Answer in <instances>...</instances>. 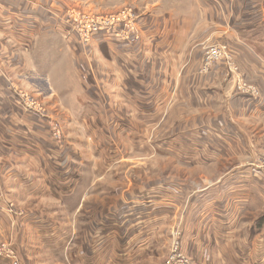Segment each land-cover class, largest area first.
<instances>
[{"label": "rangeland", "instance_id": "obj_1", "mask_svg": "<svg viewBox=\"0 0 264 264\" xmlns=\"http://www.w3.org/2000/svg\"><path fill=\"white\" fill-rule=\"evenodd\" d=\"M192 3L194 0H70L64 7L60 3L45 5L43 9L54 19L53 25H43L46 31L27 21L26 27L32 30L24 34L25 44L18 47L7 39L6 45V38L0 36V54L2 46H8L4 50L14 55L8 69L0 59V97L7 99L0 108L13 120L9 138L0 128V227L2 215L6 226L0 231V252L14 250L18 262L9 259L10 264H30L25 252L16 248L25 238L31 264H61L52 261L43 247L34 249L36 235L24 222L33 213L70 232L74 242L64 256L84 257L89 264H115L119 257L115 246L120 245L118 264H166L177 249L192 264H264L258 261L264 260L262 248H254L264 247V120L252 109L244 112L232 106L239 97H261V88L243 70L241 55L243 60L250 52L255 59L264 58V43H239L240 35L232 28L233 16L225 12L217 23L202 12L200 19L193 15ZM163 9L173 11L179 29L186 26L184 65L180 67L184 77L193 68L196 76L218 92L200 95L197 100L188 98L180 105L167 101L153 120L135 119L113 83H104L102 75L113 76L111 51L116 47L133 49L141 54H134L139 59L146 54L140 16L154 18ZM114 18L126 20L135 41L102 37V33L93 35L100 39L92 36L102 31L89 28L101 29ZM233 43L250 48L239 49L238 58ZM86 69L97 74L100 88L87 86L82 75ZM191 75L186 71V76ZM71 113L77 118L83 115L85 121H67ZM114 116L132 122L138 136L116 131ZM203 129L213 130L212 137L200 138L197 134ZM41 144L57 146L56 161L64 172L61 178L81 175V182L71 181L64 189L56 182L60 185L57 191L71 193L70 199L50 196L53 190L47 183L53 180L48 170L54 162L28 149ZM219 144L226 145L223 154L210 152ZM108 146L114 153L103 168L101 150ZM70 147L85 155L89 151L88 171V167L74 171L68 155L64 161ZM241 168L248 179L238 183L234 175ZM17 173L23 178L20 183L13 178ZM253 176L256 179L251 184ZM137 194L151 202L137 207L141 204L135 201ZM119 218L122 229L116 235L112 227ZM137 221L142 227L139 238L130 229ZM99 224H106L105 233L98 232ZM22 229L26 235L20 237ZM104 234V241L100 240ZM137 239L145 242L144 249L131 254L129 246ZM4 258L0 255V261H6Z\"/></svg>", "mask_w": 264, "mask_h": 264}, {"label": "crops", "instance_id": "obj_2", "mask_svg": "<svg viewBox=\"0 0 264 264\" xmlns=\"http://www.w3.org/2000/svg\"><path fill=\"white\" fill-rule=\"evenodd\" d=\"M69 1L70 0H0V36L6 38L4 43L7 45V43L9 42L7 41V39H10L15 44H17L18 47L21 46L23 42L25 44L26 38L24 34L27 30L29 32H31L32 30L26 27L27 21L29 22L32 20L35 26L39 25V29H45L46 31V28H43V25H47L48 23H50V25H53L54 23L51 21H53L54 19L48 16L46 9H43L45 5H55L56 3H60V5L64 7L67 3H69ZM243 2V6L237 8ZM192 6V12L194 13L193 15H197V17L200 19L203 18L202 12H204L205 18H207L208 20H215V22L217 23L220 22V19L225 12L233 16L232 28L235 30L236 35H240L239 39H242V41L238 39L239 43L253 40H258L264 43V0H194ZM172 12L173 11L163 9L160 13L158 12L154 16V18L152 16L149 17L146 14H143L142 17L140 16L141 19L139 20V25L144 30L143 38L145 41L144 50L146 51V54L144 55V53H142V56L139 59V57H136L134 54H141L133 53L131 51L133 49H121V47L120 49H118L116 47L111 51L113 52L114 62V68L112 70L113 76L111 77L110 74L102 75V81L104 83L106 81L111 82V84L113 83V87L118 90L117 94L130 108L129 115H133L135 119H145L146 121L153 120V118L158 113L161 115V110H164L163 107L165 106L167 101L169 105H174V101L175 105H180L188 98L197 100L200 99V95L205 96L206 93L214 94L218 92L216 87L207 86L209 84L203 81L202 77L196 76L195 70L193 68H188L186 70L190 71L192 75L186 76L185 71L184 77V69L182 71L180 67L184 65V52L186 46V44L184 45V42L185 34H187V32L185 33L186 26H182L179 29V24L173 18ZM182 21L185 20L182 19ZM31 28L34 29V27ZM171 32L173 33L172 36H170ZM197 37H199L200 39L201 34H198ZM24 44L23 46H25ZM106 45L102 46L105 53V48H107ZM231 46L232 49L237 52L236 54L238 58L240 57L239 49L243 50L247 47L250 48L249 45H244L245 48H243L235 43L231 44ZM2 48L3 49L1 50L0 59L1 62L6 66L4 68L8 69V66H11V62L14 61V57H12L14 55L10 54L8 50H4L8 49V46H2ZM173 56L176 59L171 61V57ZM254 56L255 55L250 52L247 58L243 60V57L241 55V64L247 77L251 78L261 88V97H259L258 99H254L248 96L239 97L237 100L232 101V106L236 110L242 109L244 112H249V110L252 109L256 113L261 114V117L264 120V58L260 57L258 59H255ZM171 66H173L174 69H172ZM179 72H181L180 77L178 75ZM83 74L84 81L87 86L90 87V89L96 90L97 87L100 88L98 80L95 79L97 74L94 71L91 70L90 73H87L86 69L82 73V75ZM171 78L173 79V81L170 80ZM186 88H189L190 91H185ZM93 94L95 95V93H92L91 96H94ZM6 103L7 99L0 97V106L5 105ZM125 104H122L121 106H125ZM195 106H199L198 102L195 103ZM84 112L85 111L80 110L79 113ZM79 113L77 114L79 115ZM74 114L71 113V116H67L66 120L68 121L70 120V118H73V122L79 121L80 119L82 121H85V117H82L83 115L81 117L78 116L77 118V116L75 117ZM92 118L93 116H90V120ZM19 119L21 122L23 121L22 116ZM114 120L115 123L113 127L116 129V131H120V133L123 131L131 137L138 136L137 132H133L135 128L133 127L132 122H128L127 119L118 116H114ZM12 121L13 120L9 119L8 113L4 112V110L0 108V128L6 132L7 138H9L8 134L10 132V129H13ZM22 123L23 128H25V121H23ZM212 134L213 130L203 129V131H200V134L197 135H199L200 138L203 137L209 139L212 137ZM223 146L226 145L219 144L215 148L210 149V152L214 154H223ZM51 147H54V150ZM56 147L57 146H47L46 144H41L31 145L28 147V149H33V151L38 153V155L40 156H42V154H44V156L47 155L49 159L54 162V167H51L48 170V172H50L51 180H53L51 184L47 183L49 186H51V190H53L52 193H50V196L57 200H59V198H64L66 200L70 199L72 197V194L67 191L59 192L57 191V187H59V184H61V186H63L61 188L64 189V185L66 184H68V186H71V181H74L76 183L81 182V175L78 173H71L72 175L69 174L67 177L65 176L61 178L64 175V172L61 168H59L57 164L58 161H56L58 157L57 153H55ZM112 149H109L108 146L107 148H103L101 150V152L104 154L102 155L101 160L103 168L107 167L108 160L110 159V156L113 155L112 153H114L113 151H111ZM53 153L56 154V157L54 159L52 158ZM108 153L109 155H107ZM88 154L89 151L85 155L84 152H79V149H73L72 147H70L65 154L66 156H63L65 157L64 161H66L67 155L70 157L73 163L72 165L74 171H78L80 169H83L84 167H88V171L90 166V159L88 157ZM79 164H81V166ZM245 171V168L241 171L239 169L238 171L236 170L234 178H237L238 183L241 179L247 178L244 176ZM16 175L17 177L15 176L13 178H16L19 183L22 182V176H18V173ZM59 175H61V177ZM254 179H256L254 178V176L252 178L250 177L251 184H254ZM60 180H64V182L67 183H63ZM56 182H58L59 184H57ZM234 183H236V180L233 181L231 185L233 186ZM241 183L244 184V182ZM85 185H87V182ZM68 189H70V187ZM234 190L236 189H233L232 192H234ZM147 191L148 190L146 189L145 192ZM152 193H155V191ZM138 195L139 194L135 195V201H140L141 204H137V207H142L143 204L145 205L148 202H151V200L147 199L145 196L138 197ZM131 210L141 212L138 211V208H131ZM231 212L233 211L230 210L229 213L231 214ZM4 219L5 217L2 215V225L0 227V231L3 230L4 227L6 228V226H4L3 224ZM24 222L36 235L34 242L37 247L33 246L34 249L38 250L39 248L41 249V247H43V251L47 252L49 256L53 258L51 259L52 261L61 264H89L85 259H83L84 257L79 258L77 256H69V254L68 256H64V254H66V249L73 244L74 240L70 236V232H67V230L63 227L61 228L58 225H53L47 222L46 219L36 213H33L32 215H26ZM121 222L122 221L120 218L119 220H114L112 231L116 235L118 231L119 233H121ZM139 222L140 221H137L135 224L132 223L130 226L131 231H135V233H137V237L142 233V227H140ZM105 228L106 224H99L98 232L104 231L105 233ZM21 234L26 235L23 229L20 230V237ZM228 234L229 233L227 232V237ZM105 237L106 235L104 234L101 235L99 239L104 241ZM25 239H23V241H20L19 245L15 247L18 250H23L25 252V257L31 264L29 260L31 256L29 254L30 247L29 244L27 245ZM99 243L100 241H98V244ZM144 245L145 242H142L139 239L131 241V244L129 246V253H140V250L144 249ZM106 247L107 244H104V251H106ZM254 248H262V254H264V247L257 245ZM116 252L119 257L114 261L115 264H118V261H120L121 263V245L115 246V253ZM258 256L261 257V254H258ZM258 261L264 263V260L259 259ZM0 264L10 263L8 260H2L0 261Z\"/></svg>", "mask_w": 264, "mask_h": 264}, {"label": "built area", "instance_id": "obj_3", "mask_svg": "<svg viewBox=\"0 0 264 264\" xmlns=\"http://www.w3.org/2000/svg\"><path fill=\"white\" fill-rule=\"evenodd\" d=\"M130 16H132V15H130ZM137 18H138V15H135V17H133V19H132L133 23L132 24H134V25L137 24ZM120 26H123V27H120ZM123 28H125V30H122ZM89 30L90 31H98V30L102 31V32H100V31L94 32V33H92V36L95 34L102 33V37H111L113 39H115V38L119 39V37H122L123 42H130L129 39L131 38L132 41H135L134 36H133L134 33H133V31H130L131 29L128 28V26L126 25V20H117V18H114V20H112L111 22H108L106 27H101V29L89 28ZM89 30L86 33H88ZM104 34H108V35H104ZM93 37H97L99 39L101 38V36H93ZM136 39L138 40V38H136ZM0 255H1V257L3 255L5 257L4 259H6L8 261L10 259L12 261V263L18 262L15 258V254H14L13 249H9V248L3 249L0 252ZM166 264H192V263L190 262V260L188 258H186V255H184L181 251H179L177 249L171 253L170 259L167 260Z\"/></svg>", "mask_w": 264, "mask_h": 264}]
</instances>
